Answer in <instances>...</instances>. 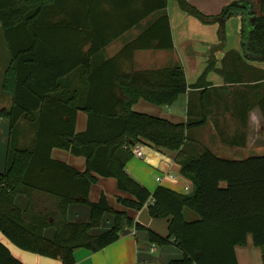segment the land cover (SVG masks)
<instances>
[{
    "label": "trees",
    "instance_id": "trees-1",
    "mask_svg": "<svg viewBox=\"0 0 264 264\" xmlns=\"http://www.w3.org/2000/svg\"><path fill=\"white\" fill-rule=\"evenodd\" d=\"M176 1L184 12L203 24L240 17L244 57L264 63V0L234 1L216 16L203 14L186 0ZM69 3H73L71 7ZM167 3L168 0H0V25L12 59L4 89L13 101L9 110H0V116L10 122V148L5 171L0 173V232L19 249L60 260L61 264H75L76 249L97 252L117 242L123 225L133 221L124 211L114 210L105 195L97 202L89 200L92 186L102 177L114 178L118 190L131 196L118 197L124 208L139 211L148 204L151 218L169 220L166 237L152 231L149 235L153 244L174 243L183 252L181 259L170 264H238L235 248L245 246L248 235L260 248L264 264V155L243 160L219 157L190 138L189 132L203 126L205 120L175 124L132 110L140 100L171 107L189 88H199L205 74L214 67L209 65L193 87L187 84L179 65L125 75L110 72L119 57L131 56L137 50L173 49ZM155 12L163 14L136 40L100 68H89L92 56ZM67 27L79 33L82 28L83 45L91 44L80 60L88 66L89 92L83 104L77 95L66 100L51 97L61 88L60 78L70 71L49 74L46 70L53 64L43 59L53 50L47 43V32L52 29L55 43L60 46L55 57H64ZM161 27L167 31L166 39L159 35ZM217 72L224 74L223 70ZM27 101L34 105L27 107ZM255 106L264 120V94ZM80 111L87 114L84 132L76 131ZM36 117L32 146L18 149V122ZM140 143L164 154L174 153L173 162L180 167V174L191 181V190L183 195L159 187L151 193L135 181L126 171V164L132 158L130 148ZM55 148L85 158L86 171L81 173L52 159ZM20 194L29 198L25 211L14 203ZM74 203L90 208L89 223L67 222L66 209ZM185 209L193 211L198 219L187 221ZM105 214L113 215V227L102 235L91 236L89 232L100 225ZM50 227L56 229L53 240L43 236ZM136 228L143 226L136 224ZM0 264L24 263L0 242Z\"/></svg>",
    "mask_w": 264,
    "mask_h": 264
},
{
    "label": "crops",
    "instance_id": "crops-1",
    "mask_svg": "<svg viewBox=\"0 0 264 264\" xmlns=\"http://www.w3.org/2000/svg\"><path fill=\"white\" fill-rule=\"evenodd\" d=\"M207 16H216L228 4L240 0H186ZM73 4V3H72ZM69 3V6H72ZM79 6V5H78ZM165 12L169 16L172 50H137L131 56L119 57L116 66L110 69L112 75L128 74L131 72L162 70L181 66L185 73L186 82L193 87L201 76L206 73L208 66L213 70L205 74L203 84L199 88H189L171 107H159L140 100L132 110L139 113L166 119L175 124H185L189 119L205 120V124L189 132L192 141L211 149L217 156L232 160H243L255 156L264 150V120L258 106H255L264 94V63L249 61L244 57L241 44L242 20L233 17L224 23L203 24L196 18L184 12L176 0H168ZM163 12H155L140 24L125 32L119 38L112 40L102 51L92 56L89 68H100L108 60L114 58L128 43L136 40L146 31ZM159 35L166 39V29H159ZM80 33L73 27H67L64 33L63 55L55 57L60 52V46L55 43L53 29L47 32V43L53 48L46 57L51 66L49 74L58 75L69 70L60 78L61 88L51 94L52 98L66 100L77 95L80 103L86 100L89 85L87 68L81 63L83 53H88L91 44L83 45L82 28ZM223 35V40L220 37ZM78 38L80 40L78 41ZM165 41V40H164ZM54 43V45H53ZM155 44V41H151ZM234 52L235 55H227ZM75 54V56L73 55ZM241 59V61L238 59ZM8 44L0 25V110L12 107V96L4 89L6 73L11 64ZM74 64H76L74 66ZM89 65V60H88ZM217 70H223L220 74ZM106 72H109L106 69ZM34 103L27 101L26 106ZM37 117L22 119L17 124L16 147L30 148L34 142ZM87 127V114L78 112L76 131L84 132ZM10 148V122L0 116V173L6 168L8 150ZM175 154H164L155 149L148 152L147 161L132 157L126 164V171L139 184L153 193L159 187H165L178 194H187L192 183L180 174V167L174 162L168 164L165 159L173 161ZM54 160L64 162L79 172L87 169L83 157L74 156L70 152L55 148L51 152ZM164 172H170L175 178L158 182ZM105 195L116 211H124L133 222L125 223L117 242L106 248L93 252L84 248L74 251L75 264H170L181 259L183 252L170 243L158 246L150 241L149 231L159 236L168 235V219H153L149 215V205L141 210L124 208L118 197L131 198L127 193L120 192L114 178L99 177L92 186L89 194L91 202H97ZM16 207L25 211L29 206V198L24 194L17 195ZM190 210H184L186 216ZM191 217V215H189ZM198 219L193 217L194 221ZM66 220L70 224H86L90 222V208L85 204H70L66 209ZM114 217L105 214L98 227L89 233L91 236L102 235L113 227ZM136 224L143 226L137 229ZM56 229L50 227L44 230L43 236L53 240ZM0 242L6 245L11 254L24 264H61L60 260L33 254L13 245L0 232ZM238 264H262V252L254 246L252 236L248 235L245 246L235 248Z\"/></svg>",
    "mask_w": 264,
    "mask_h": 264
},
{
    "label": "built area",
    "instance_id": "built-area-1",
    "mask_svg": "<svg viewBox=\"0 0 264 264\" xmlns=\"http://www.w3.org/2000/svg\"><path fill=\"white\" fill-rule=\"evenodd\" d=\"M153 149L145 144H136L133 145L130 148V152L132 157L137 158V159H141L144 161H147L148 158V152L152 151ZM168 161V164L172 165L173 161H171L170 159H165ZM169 181L174 183L176 181V178L170 174V172H164L163 177H159L157 178L158 182H163V181Z\"/></svg>",
    "mask_w": 264,
    "mask_h": 264
},
{
    "label": "rangeland",
    "instance_id": "rangeland-1",
    "mask_svg": "<svg viewBox=\"0 0 264 264\" xmlns=\"http://www.w3.org/2000/svg\"><path fill=\"white\" fill-rule=\"evenodd\" d=\"M211 150V149H210ZM212 151V150H211ZM213 152V151H212ZM215 152V151H214ZM264 155V150H261L260 152H257L255 153V156H263ZM190 214H187L188 216H186L187 218V221H191L193 220V217L194 218H197V215L193 212V211H190L189 212ZM189 215H191V217H189Z\"/></svg>",
    "mask_w": 264,
    "mask_h": 264
}]
</instances>
